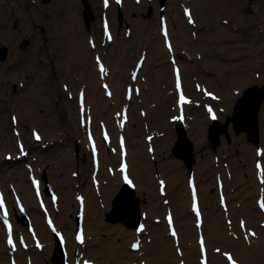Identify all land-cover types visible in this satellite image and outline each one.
I'll return each mask as SVG.
<instances>
[{
	"label": "bare ground",
	"instance_id": "6f19581e",
	"mask_svg": "<svg viewBox=\"0 0 264 264\" xmlns=\"http://www.w3.org/2000/svg\"><path fill=\"white\" fill-rule=\"evenodd\" d=\"M75 0H69L68 5L69 7L73 8L72 3ZM123 5H127L128 2L131 0H123ZM170 0V3H172ZM219 0L211 1L210 0H191L190 2H187L188 4L191 5L192 7V12L193 15L196 18V21L198 24H200L202 21L208 19L204 18L203 14L201 15V22L196 17L197 14V8L195 3H197V7L199 8L200 11H206V13H209L211 10H213V6L215 2H218ZM157 0H152L151 3H154L156 5ZM141 7H126V16L124 17H119V22H125L126 20L131 21L134 25L135 28L133 32L131 33L130 37L125 39V38H118L116 37L117 32L114 35V40L117 41V46L113 47L111 50H109L108 57L105 56L103 57L105 61L108 62L109 68H111V72L107 77V80L112 84L113 88V95L111 96L112 99L108 98L107 96L104 95V91L101 90L100 88V79H99V74L97 70H93V75L94 76H86L83 73L82 68H76L74 70V78L71 79V85L68 87L69 90H72L74 81L78 83L79 79H83L84 82H86V88H87V99H88V104L92 106V114L94 118V124L97 123L100 119H105L106 122L108 123L109 127L112 130L114 139H116V136L118 135V127L117 124L115 123V115L114 113L120 109L122 106L123 102V96L120 93V90L122 88V81L125 80L126 82V76L128 75V78L130 79V74H128L130 70V65L128 63L131 61L133 54H136V52H132L133 49L136 48V43L139 42V44H143L145 47H149V54L146 58L145 66H144V71L147 73L146 74V81L141 83V91L140 94L143 96L145 101L143 103L148 104L151 100L156 101L155 107H148V111L146 112L145 116H141L140 114H137L135 112L137 106H139V103L135 102L132 100L128 107L129 111V118L127 123L125 124V129L124 132L127 136V142L129 145V150H128V161L130 164L129 171L131 175H133L135 181H136V188L139 189V194L136 193L135 195L129 199L126 197H118L120 189L123 187L120 182L119 177L117 176H111L107 173L104 172L103 174V168L102 166L107 165L108 163L115 162L116 159L118 160V153L116 155L112 154L111 152L108 151V149L104 146L102 148L100 147V195H97V193L94 191V186L92 181L87 182L84 178H79L76 180V184L74 183L72 185L71 183V178L66 177V169H70V165L75 162H73L71 150L70 152L66 151L67 153H57L56 158L53 159V157H43L42 152L40 149L35 150V152L40 154L41 156L39 157V162L43 164L42 168L38 169L37 164H35V169L37 173L42 174L43 177L46 179L49 178V181L53 183V185L56 186L57 189L60 191V208L59 209H54L53 214L55 216V219L58 223V225L62 229H66L67 233H73L75 228L73 225V218L75 216V213L77 212L78 209V202L75 198L72 197L71 192L74 189H77L79 191L84 192L85 194V200H86V207H85V227H86V236L88 233L92 234V231L94 234V238L88 240V243H86L87 238L85 239V244L84 245H76L74 244V250L75 248L79 249L80 251L84 252V255H100L102 259L98 261V264H129L128 261H133L134 259H146V264H175L179 260V255L177 253H173L174 249V239L172 236L168 234V228L166 225H162V228L157 227L158 225H155L154 222L151 221L152 217H155V213H161L164 214L166 210V205H164L161 201L159 202L160 195L156 194L155 197H153V194L145 191H142V188H147V185L150 186V184L153 181V189L154 187L157 188V183L154 180L153 177L155 176V173H152V171H159L162 175L167 176L170 171L172 170H178V172L173 173V176L176 178H181L183 175V170L181 168L174 169L176 166H179L181 161H185L187 164V160L191 161L192 164H195L196 159H192V155L190 151L192 148L190 146H181L179 153L177 152L174 153L173 156L167 157L166 158V163L164 164L163 162L165 161H160V160H151L147 159V157L151 154L146 150L144 151V145H146L145 140L142 138V131L143 129L141 128L140 122L142 119H146L150 121L153 124V130H161V129H166V133L161 136H155L152 142L155 144V149L156 155L158 157H162L165 155L170 154V151L173 153L174 150L172 149L171 145L172 143L177 139V133L170 129V127L165 126L164 128H159L164 126L165 123V111L164 108L167 104V101L170 99H173V96H169V94L166 93L165 87H163V83H168L171 84L173 83V73H172V66L171 64H166L167 68L164 70L161 68V65L163 64V56L165 54V51L162 49H159V46L150 41L149 36H148V31L152 28L150 25L149 21L144 19V13L147 12L146 6H151V9L149 11L153 12L152 8L153 6L150 5L148 0H142L141 2ZM82 4V3H81ZM136 4V3H135ZM227 4L232 5V1L229 0ZM8 3L6 1H2L0 3V9L5 10L7 7ZM135 8V12L132 13V9ZM111 9H109L110 11ZM158 10V7L155 6V11ZM228 10V9H227ZM158 12V11H157ZM181 13V12H180ZM180 13L176 10L175 11H170L168 21H169V29H170V35L172 37V40L174 42H179L181 45H184V47L187 48L189 52H193V49L191 47V40L192 37H190L187 34L186 29L183 26L182 23V17ZM4 14V13H3ZM133 14V15H132ZM116 11L114 13V17H116ZM177 17V18H176ZM211 18V17H210ZM212 23L209 25V43L211 42H216L221 40V35H218V33L215 31V24L217 19L215 20L214 18H211ZM209 22V20H208ZM76 15H73V23L71 25H74L73 27V33L70 34H75V38H72L71 42L73 44V49L72 54L73 60H79L82 59L83 53L81 54L80 49L82 48L83 50H90V48H85V39L82 38V29L78 28L76 25ZM124 28V32H125ZM159 30V28H158ZM182 30H184V33H182ZM6 38V36H4ZM160 39V37L158 36ZM26 39V38H25ZM199 40V38H198ZM197 40V41H198ZM87 41V39H86ZM192 41H194L192 39ZM128 43L129 45L125 44ZM163 42V41H162ZM264 46V44H263ZM96 47H98V44H96ZM100 47V46H99ZM111 48V47H109ZM104 50V49H102ZM91 51V50H90ZM92 50L93 54L96 52ZM76 57V58H75ZM179 57L183 58V62H185V67L186 70L189 71L190 69L196 68V66H193L190 64V62L186 61V59L179 54ZM134 58V57H133ZM196 61V59L194 60ZM200 62L197 60L195 65H198ZM128 66H127V65ZM68 65V62H67ZM95 67V65H94ZM117 67L122 68L123 71V78L122 75L120 76L118 73H115L117 70ZM170 67V68H169ZM96 68V67H95ZM199 68V67H197ZM218 68V69H217ZM229 68V66H228ZM208 70L214 71L217 73V71H221L219 69V65L216 61H209L207 62V68L200 71L201 75L207 80V83L210 82V79L206 77L205 72ZM127 70V73L124 75V71ZM183 72V69H182ZM226 73H229L228 70L225 71ZM96 73V77H95ZM222 76H225V74L221 71ZM144 74V73H142ZM172 77V81L170 78ZM244 75L241 74V77L238 78V81L243 82L244 81ZM201 79V78H200ZM202 79V80H203ZM96 80V81H95ZM230 80L227 78L226 83L229 82ZM246 81V80H245ZM253 83H262L263 77L256 78L255 76L251 80ZM83 82V86L85 87V83ZM90 82V83H88ZM221 82V81H220ZM116 83V85H115ZM247 83L245 82V86H239V89H245L250 87V85H246ZM226 85V84H225ZM46 87V85H44ZM124 88L126 86V83L123 84ZM223 84H219L218 88L222 87ZM264 86V85H263ZM263 86H260L262 90L260 91L261 94H264V88ZM226 87H229L226 85ZM235 87V86H234ZM38 88L41 94H38L36 91V94L38 96H41L45 98L48 102H50V98L52 99V96L46 92L42 94L43 90L40 87L33 86V93L34 90ZM27 89L26 84L24 85V88H22L21 91L25 92ZM5 92L6 97H9L10 95ZM222 92V91H221ZM31 94V91L25 92V96L22 94L19 95V98L22 101H25L29 99L28 94ZM223 94V93H222ZM224 95V94H223ZM254 96V93H251L247 99L242 103V106H240L239 111L242 113V120L240 123L242 125H246L249 120H252L253 117V110L247 111L249 106H250V100L248 99L250 96ZM135 96V95H134ZM241 94L238 96L234 94H230L228 98H223L221 101H223L226 106H229L230 104H233ZM68 99V98H67ZM69 100V99H68ZM67 100V101H68ZM71 100V99H70ZM11 102V100H10ZM14 101H12V106H13ZM27 103V102H26ZM52 103V102H51ZM32 104V102H30ZM29 105V104H28ZM192 111L198 112L201 111V109H197L196 107H190ZM19 111V109L17 110ZM48 111H50L48 109ZM25 114L26 119L29 121L28 118L35 117L36 119H42L39 114L33 110H25L23 111ZM23 114V116H24ZM77 115L78 119L77 121L75 120L74 114L72 115V119L77 123L78 130H81V125H80V115L79 111L77 109ZM231 113L228 115L230 116ZM28 117V118H27ZM207 117V116H206ZM168 125H174L173 123L169 122V119L167 118ZM207 120L209 121L208 117ZM206 120H197L193 121L192 123L194 124V138L195 141L200 143V140L204 136H208L209 138H219L221 135L219 132L221 130H228V126L225 124H222V127L218 131H214V134H207V131L204 129ZM252 122V121H251ZM253 122H256V118L253 119ZM34 123V122H33ZM35 124L37 125H42L40 122H36ZM138 124V125H137ZM230 124V123H229ZM13 125V124H12ZM202 125V126H200ZM230 124V129H231ZM17 126L20 128L19 125V119H18V124ZM99 127V126H98ZM257 127V126H256ZM261 129L264 127V107L261 110ZM84 129V127H82ZM258 128V127H257ZM11 129V127H10ZM82 133H85V131ZM12 131V129H11ZM263 131V130H262ZM21 132V130H20ZM98 132H100V128L98 129ZM178 132V131H177ZM264 132V131H263ZM81 133V134H82ZM189 133V130H188ZM240 132H237V134ZM13 134V132H12ZM245 134V133H244ZM260 132L258 133V135ZM20 137H22V134H19ZM15 135L13 134V137ZM240 138L244 135H238ZM81 137V136H80ZM142 139L141 141H138ZM17 140V138H16ZM228 140V139H227ZM42 141H44V134L42 136ZM84 141L87 143L86 137H84ZM183 139L182 137H179L178 143H182ZM230 141V140H228ZM264 142V140H263ZM139 143V144H138ZM48 145L51 144V138L48 139ZM205 145V143H202L200 146ZM264 146V145H263ZM50 147V146H48ZM198 148V145L196 146ZM31 149V148H30ZM34 149V148H33ZM51 149V148H50ZM147 149V148H146ZM243 150V154H248L250 159L253 158V155L251 153L246 152ZM179 150V149H177ZM74 152V149L72 150ZM176 152V149H175ZM75 153V152H74ZM167 153V154H166ZM255 153V151H254ZM179 155H182L183 157H186L187 160H182ZM188 155V157H187ZM264 159V152L262 155ZM190 158V160H189ZM18 159L12 160V164L16 162ZM198 160V158H197ZM199 162V169H198V179H196L197 185H198V190H199V196L201 197V206H202V211L204 213V224H203V231L205 234L206 238V243L209 248L210 252V264H227L226 260L221 256V254H218L217 252L211 250V247H217L218 244L214 243H219L221 247L225 250H232L237 258H240L243 262V264H249V259L253 258L258 261V264H264V229L260 228L259 223L260 219L264 217V213H262L259 209H254V210H249L248 205H249V198L247 199V195L249 196L250 194H255L259 190V183L255 178H247V176L241 172V174L238 172L237 168L235 167L234 164H232V177H227L225 176L224 182H225V192L227 191L228 196V204L229 205V211L232 213V215L235 217V219L239 220V217L244 214L247 218V224L249 226H256L257 227V234L256 236H250L249 242L244 240V237H238L235 238L234 236H230V230L228 229V226L224 224V217L225 213L221 209V207L218 209H215L213 204H211V196L206 193L204 190V185L207 182L205 180L206 178H210V172L212 171L211 167V162L209 159L198 160ZM34 165V163H32ZM63 165L65 170L63 171V168L60 166ZM88 165V164H87ZM47 168L51 169V174L49 175L48 178H46L45 174L47 172ZM189 168L194 169V166L191 165ZM198 168V167H197ZM22 168L17 166V165H11L8 166L5 170H2L4 177H10V174L13 173V171H16L18 174H20L21 178H16L14 179V184L16 185L17 188L21 191L24 200L26 201L28 211L33 217V221L36 224V227L42 236L45 246L42 248V250L36 249L35 247H31L28 250L24 251L21 248L19 249V254L21 256V259L24 261L25 257L27 254H31L35 262H41V264H52L49 261V258L51 257V251H52V246H54V238L52 237L51 231L49 228L46 226L44 223V220L42 219V213L40 212V208H38L36 203L34 202V193L33 189L31 186V183L28 179V181L25 178V173L22 172ZM73 170V169H72ZM93 170V164H91V171ZM28 172V169H26ZM254 171L255 168H251L250 172ZM252 175V173H250ZM64 176V178H62ZM166 178V177H165ZM170 178V177H169ZM168 178L167 180V195L170 193L171 196V201L169 205L171 208L175 209L174 213L177 219V225L178 228L180 229V236H179V245L183 248V256L187 259L188 264H199V247L197 244V229L196 226H189L188 223L186 222V219L188 216H191V210L187 212L186 215V210L184 209V205L182 204H177V200L183 201L186 206L190 208V196H189V190L188 187L183 188V192L181 193H176L180 195L181 197L174 198L172 195V191H175L177 185L174 183V180H170ZM13 179V178H11ZM11 181V180H10ZM233 187V190L231 191L230 188ZM258 194V193H257ZM257 194H255L257 196ZM166 195V196H167ZM125 196V195H123ZM144 196L147 198L145 199ZM153 199H152V198ZM218 197V195H217ZM117 201L116 206H115V201L113 202V199ZM256 200V197H254ZM142 200V202L139 201ZM134 200L136 202H134ZM147 200V201H146ZM146 201V202H144ZM103 203V205H101ZM140 204L141 205V210H145L148 212V218H147V232L148 235L151 236L152 241L151 243H147V241H143L141 247L139 250H132L131 248H126V243L129 242L131 244L132 237H135V231H130L129 233L127 232V229H125L122 225V223L117 222L113 225V231L114 232H109V230H105L108 227L104 229L105 225V218L109 220L107 217L104 218V214L106 215L110 207H113V212L112 216H117L119 218H122L123 216H129L130 215V208L131 206H135V204ZM36 204V205H35ZM238 207L239 209H237ZM70 213L72 216L71 218L67 217L66 214ZM117 212H119L117 214ZM229 212V213H230ZM239 214L236 218L235 215ZM132 216V213H131ZM230 215H228L229 217ZM194 218V217H193ZM226 218V217H225ZM191 219V218H190ZM223 219V221H222ZM111 221V220H109ZM176 221V220H175ZM113 222V221H111ZM238 224V222H237ZM17 226H20L18 222H16ZM235 226V224H234ZM238 230H233L238 232V234H243V231L239 229L238 225ZM65 230V231H66ZM105 230V233L103 236H98V232ZM109 234L112 235V237H121L123 239V243L125 244V247L123 243L121 245L115 243L114 241L109 243L107 241V235L108 232ZM66 234V235H68ZM234 234V233H233ZM0 237L3 239L4 242V249L0 251V261H8L9 253H8V247L5 244V229L2 226L0 222ZM68 238V236H67ZM191 240L193 239V243L189 242L188 239ZM71 249L69 248L70 252H73V246H70ZM125 252V253H124ZM197 257V258H196ZM174 260V262H173ZM253 261V260H252ZM251 263V262H250Z\"/></svg>",
	"mask_w": 264,
	"mask_h": 264
},
{
	"label": "rangeland",
	"instance_id": "374dc122",
	"mask_svg": "<svg viewBox=\"0 0 264 264\" xmlns=\"http://www.w3.org/2000/svg\"><path fill=\"white\" fill-rule=\"evenodd\" d=\"M2 1H6L8 3L5 10L0 9V44H5L9 47V56L5 61L0 60V81L3 82L4 85V91L7 90L9 92L10 97L7 98L4 103L0 102V176L2 178V182L8 186V183L11 181L14 182V179L21 178L20 174H18L16 171H13L12 174H10V177H4L2 170H5L8 168V166L11 165H17L21 167L22 172L25 173V178L28 181L27 177V166L26 162L34 163L39 165L38 169L42 168L43 164L39 162V157L41 156L39 153L37 154L35 150L40 149L42 152L43 157H53L56 158L57 153H67L66 151L70 152V149H74V152L71 150L73 162L75 164L70 165V169L67 168L66 170V177L71 178L72 185L75 183L76 180L79 178H84L87 182H90V170H91V161H90V153L89 149L87 147V144L84 143V133L82 136V128L81 130H78L77 123L72 119V115L74 114L75 120L77 121V110H76V102L74 100H70L68 96L65 94V91L62 88V82H67L69 85L71 84V79L74 78V70L76 68H82L83 73L86 76H94L93 70H95L94 62L92 61V50H83L80 49L81 54L83 53L82 59L79 60H73L74 54H72L73 44L71 42L72 38H75V34L73 33V27L74 25H71L73 23V15H76V25L78 28L82 29V38L85 39V48H89L88 43L86 41L87 36L89 34H93L97 40L101 41V28H100V0H89L91 5V11L94 14V19L90 20L89 22V28H87L83 22V15H82V2L81 0H75L72 5L73 8L69 7L68 2L69 0H0V3ZM202 1V0H201ZM215 1V0H210ZM229 0H219L218 2L214 3L213 10H211L209 13H206V11H200L197 7V3H195L197 8V15L198 19L201 22V15L203 14L204 18H208L204 21H202L198 28H196V33L199 36V40L192 41L190 38L192 44L191 47L193 49V53L195 51L200 50L201 52H196V55L199 53L202 58H196L195 56L193 58H185L186 61L190 62L193 66H196L194 69H190L189 71L186 70L185 62L182 60V67L184 69L185 78L187 86L188 84H192L191 74L192 73H200V71L207 68V62L216 61L219 65V69L225 74V76H222L221 71H210L207 69L205 72L206 77L210 79V85H212L214 88L218 87V85L221 83L223 84L222 90H225V93L229 96V92H232V89L235 87L243 86L245 84V80L247 79V84L251 83L252 78L255 76L254 71H257L260 73V77L263 81L262 83H259V87L264 85V40H263V34L258 31V26H262L264 28V0H231L232 5L227 4ZM159 3V1H158ZM172 3L174 4V9L172 11L176 10L180 13L179 3L176 0H173ZM132 7V3L128 2L127 7ZM153 6V12L149 11L151 9V6H146L147 12L144 13V19L148 20L152 28L148 31V35L150 41L156 43L159 46V49L163 48L162 45V39H159L158 36V18H159V10L155 11L156 5L152 4ZM120 10H125V7H120ZM228 9V10H227ZM135 11V8H133ZM116 11V17H114V13ZM158 11V12H157ZM170 11V10H169ZM4 13V14H3ZM132 13H134L132 11ZM109 15L112 18V21L114 23L115 31L117 32L116 37L118 38H128L126 36V30L124 32V27L126 22H119V17H121L117 11V8L114 6L111 8ZM133 15V14H132ZM124 17V16H123ZM214 18L216 21L215 24V31L218 33V35H221V40L216 42L209 43V25L212 23L211 18ZM177 18V17H176ZM223 18H229V23L226 24L222 21ZM19 21V25L15 28L13 27V24L15 20ZM182 23L184 28L187 31V34L191 37L194 35L192 34L191 30L188 29V26L185 23V20L183 18ZM209 20V22H208ZM128 21V20H127ZM129 22V21H128ZM87 24V23H86ZM213 24V23H212ZM133 30L135 28V25L132 23ZM182 33H184V30H182ZM26 35L29 36L31 42L29 47L27 48V51L24 49H20L18 46V43L23 40V38L26 37ZM6 36V38L4 37ZM125 44L129 45L125 42ZM117 41H113V45L111 46L110 50L113 47H116ZM177 50L185 51V49H181L183 45H181L179 42H175ZM103 46V45H102ZM143 48V44H139V42L136 43V48L132 50V52L139 53L141 52V49ZM164 50V49H162ZM99 51L101 49L99 48ZM220 51V52H219ZM106 56H108L109 49H105ZM135 54H133V57ZM132 57L131 61L128 63V65H132L134 62V58ZM184 57V56H183ZM76 58V57H75ZM194 58H196V61L198 60L200 63L198 65H195L196 61H194ZM68 62V65H67ZM168 64L166 56L164 54L163 56V64L161 65V68L166 70ZM127 65V64H126ZM127 65V66H128ZM229 66V68H228ZM199 67V68H197ZM119 68V67H117ZM170 68V67H169ZM122 70V68H119ZM197 72H196V71ZM228 70L229 73H226L225 71ZM39 72H43L45 76H40ZM123 73V71H122ZM125 73V72H124ZM241 74L244 75V81L239 82L238 78L241 77ZM22 75L25 78L27 91H31V94L27 93L29 96V99L25 102H20L19 105V115H20V126L22 128V134L25 141H27L28 145L30 146V155H28L27 158L24 160H17L12 164V160L6 161L5 158V152L10 151L15 156L17 152L16 143L14 141L12 132H11V122H10V113L12 112L11 104L10 106H6L7 103H10V100L14 98H19V95L22 94L25 96V92L21 91L22 88L18 86L17 88V79L18 76ZM96 77V73H95ZM205 78V77H204ZM229 79L230 81L226 83V79ZM259 78V77H256ZM221 80L225 82H220ZM96 81V80H95ZM83 79H79L78 83L74 81L73 84V91L76 92L77 88L83 85ZM85 87H86V82ZM90 83V82H88ZM209 83V82H208ZM229 87H226V85ZM253 84V82H252ZM258 84V83H257ZM46 85V87L44 86ZM164 87L167 86V83H163ZM14 86H16V90H14ZM33 86H37L42 88L43 92L42 94L48 92L52 99L50 98V102H48L45 98L41 96H38V94H41L39 89L36 88L33 93ZM245 86V85H244ZM167 91L166 93H169L170 86L166 87ZM264 88V86H263ZM123 88H121L122 90ZM87 90V88H86ZM120 90V93H121ZM36 91L38 94H36ZM69 100H68V99ZM139 98H142L140 96ZM68 100V101H67ZM32 102V104H30ZM52 102V103H51ZM150 103H156V101H150ZM29 104V105H28ZM223 104V103H222ZM224 107L232 110V105L230 104L228 107L226 104H223ZM264 107V97H262L260 101V107L257 108V114H258V121H259V140L258 143H263L264 140V127L261 129V110ZM33 109L35 110L39 116L42 117V119H36L35 117L28 118L29 121L26 119L25 114L23 111ZM48 109L50 111H48ZM170 109V102H167L166 107L164 108L165 112V118L167 115V112ZM136 113H138V108L135 110ZM232 113V111H231ZM24 114V116H23ZM18 115V117H19ZM199 117V116H198ZM204 116L200 115V119L203 120ZM224 123L226 122L225 119H222ZM32 122H40L42 125H37ZM147 122V121H145ZM166 123V120H165ZM231 124V123H230ZM230 124L228 125V132L230 133V141H227L225 134L222 132L219 136L220 143L215 145L216 143H213V140L209 139L207 136H204L200 143L195 141L194 138V128L191 127V132L189 133V137L192 139L194 152H195V172L196 175H198V169H199V162L198 160H205L209 159L211 162L212 171L209 173L210 178L205 179L207 182L205 183L204 190L211 196V204L217 209L219 207L217 196H216V189H215V175L216 172H222L226 174V171L230 170L232 171V164H234L235 167H238L237 170L241 174L243 173L247 176V178H254V174H250V168L252 167V162L254 156V148H255V142L254 140H250L248 136L246 137V134L244 132L236 133L232 127L230 129ZM138 125V124H137ZM141 125V122H140ZM37 126L40 127L45 136V140L51 138V144L47 145L46 147H41V142L36 143L33 141L31 137V127ZM202 126V125H200ZM207 127V123H206ZM263 130V131H262ZM144 135V133L142 132ZM142 135V137H143ZM238 135H244L240 138ZM81 136V137H80ZM44 140V141H45ZM138 141H141L139 139ZM226 142V143H225ZM202 143H205V145L200 146ZM139 144V143H138ZM198 145V148L196 147ZM50 146V147H48ZM172 147V146H171ZM34 148V149H33ZM51 148V149H50ZM246 152L251 153L253 155V158L250 159L248 154H243V150ZM146 150V146L144 147V151ZM174 153L170 151V156H173ZM214 155V156H213ZM215 156H219V159L214 158ZM198 158V160H197ZM165 158H161V162L165 161ZM164 164L166 163L163 162ZM215 163V164H214ZM88 164V165H87ZM63 168V171L65 170L63 165H60ZM106 166V165H105ZM103 166V174L104 172L107 173V169ZM198 167V168H197ZM181 168L183 170V175L181 178H176L173 176V173L178 172V170H172L168 174V178L174 180V183L177 185L175 191H172V195L176 200L177 198L181 197L180 195L176 194L183 192V188H186V174H187V165L181 161L179 166H176L174 169ZM72 169L76 171L77 175L74 176L72 174ZM219 170V171H218ZM51 174V169L47 168L46 175L49 177ZM13 178V179H11ZM64 178V176H62ZM230 178V177H229ZM154 184H155V178L153 177ZM50 183V181L48 180ZM52 187H56L53 185V183H50ZM230 190H233V187L230 188ZM77 189H74L71 192L72 197L74 198L75 193ZM95 191V190H94ZM142 191H148L153 194V197L156 196V189L154 187L153 189V181L149 185H147V188H142ZM136 192L139 194V189L136 190ZM97 193V192H96ZM182 194V193H181ZM256 194V193H255ZM255 194L247 195V199L249 198V210H254L255 205ZM97 195H100V193H97ZM140 195V194H139ZM170 195V194H169ZM146 199L147 197L144 196ZM152 198V197H151ZM161 198V197H160ZM160 198L158 199L160 202ZM171 198V197H170ZM153 199V198H152ZM140 202L142 200L139 199ZM147 201V200H146ZM144 201V202H146ZM34 202L36 203V200L34 198ZM177 204L184 205V209L186 210V215L188 212V206L181 202V200H177ZM36 205V204H35ZM103 205V203H101ZM139 205V209H141V205ZM37 206V205H36ZM38 207V206H37ZM60 207V206H59ZM239 209L238 207H236ZM111 209V207H110ZM140 213V210H139ZM66 216L71 218L72 216L68 212ZM230 216L233 217V215L230 214ZM107 217L104 214V218ZM43 219V217H42ZM105 225L104 229L108 227L105 230H109V232H114L113 225L117 222L122 223L123 227L127 229V232L133 230V226H127L121 221L117 222H111L105 218ZM223 221V219H222ZM186 222L189 226H193V218L186 219ZM155 225H158L157 227L162 228L161 223L154 222ZM73 225H75V220L73 218ZM105 230H102L98 232V236H103L105 233ZM108 232V231H107ZM107 235V241L109 243L115 242L119 245H121L124 241L121 237H112L111 234ZM94 234L92 231V234H88V240L94 238ZM72 232L68 234L69 237V244L74 246ZM133 238V237H132ZM88 240L86 243H88ZM143 241H147V243H151V237L149 235H143ZM188 241L193 243V239H188ZM218 244L219 243H214ZM124 247L125 244L123 243ZM129 242L126 243V248L128 249ZM4 249V242L3 239L0 237V251ZM55 249L52 246L51 251V257L49 258V261L52 264H59L56 261L52 260V255ZM125 253V252H124ZM173 253H175V247L173 249ZM89 257L96 260L97 264L98 261L102 259L100 255H88ZM255 260L252 264H258V261L256 259H249ZM129 264L131 261H126ZM174 262V260H173ZM40 264V262L38 261Z\"/></svg>",
	"mask_w": 264,
	"mask_h": 264
},
{
	"label": "snow or ice",
	"instance_id": "6c2138e0",
	"mask_svg": "<svg viewBox=\"0 0 264 264\" xmlns=\"http://www.w3.org/2000/svg\"><path fill=\"white\" fill-rule=\"evenodd\" d=\"M116 2L117 3H121V0H116ZM107 6H108V0H105V7H107ZM185 14L188 16L189 22L190 23L193 22L192 19H191L190 10L185 9ZM105 27L107 28V24H106ZM165 35H167L166 32H165ZM169 47H170V45H169ZM101 71L102 72L106 71L103 68V66H101ZM176 77H177L176 86L179 89L181 87V84H180V76H179V69L176 70ZM105 87H107V85H105ZM197 87H199V86H197ZM208 95H212V94L211 93H208ZM180 102H181V104L187 102L186 99H185V97H184V95L182 93H181V96H180ZM208 110H209L210 113H212V119H215L216 116H215V113L212 112V109L209 108ZM81 111L83 113V94H81ZM117 115H120V114L118 113ZM13 119L15 120V118H13ZM125 119H126V117H125ZM82 123H83V120H82ZM120 127L121 128L124 127L123 122H121ZM104 136H105V139L107 140V138H108L107 132L104 133ZM36 139L37 140L40 139V136L38 134L36 135ZM149 139H151V137H149ZM89 140L92 141V134H91V132H89ZM120 144H121V148L123 149V147H124V138L123 137H121V139H120ZM93 151L95 152V144H94V142H93ZM126 167H127L126 164L125 165H122L121 170L122 171L126 170ZM258 167H259V165H258ZM125 180H128L127 175H125ZM128 182L131 183V181H128ZM161 184H163V181H161ZM53 199L55 200V197H53ZM195 199H196L195 189H193V200H194L193 208L196 211L197 216L199 217V209H198V207H197V205L195 203ZM261 207L264 208V201L261 202ZM0 210H2V217H0V218L3 219V223L7 226V231H8L7 243L9 245H13L14 246V241H13V237H12V226H11V224H9V221H8L9 213H8L7 207L5 205L4 195L2 193H0ZM21 211H23V208L22 207H21ZM168 220H169V223L171 224L172 223V217H171V215H169ZM48 222L51 225L52 221L49 220ZM141 227H143V226H141ZM241 227L242 228L245 227L243 221H241ZM53 231H55V228H53ZM172 234H173V236H175L176 235L175 231H173ZM249 234L252 235V236H255V233L254 232H249ZM77 239L81 243H83V239L84 238H83V235L82 234L81 235H78L77 236ZM245 239H247V236L245 237ZM21 243H23V240L22 239H21ZM200 243H201V247H202V250H203V245H204L203 238H201ZM37 246L39 247L40 245L37 244ZM138 247H139V243L138 242L135 243V244H133V248H138ZM217 251H219V249ZM227 255H228L229 261H231V264H237V262L233 259V257L230 254H227ZM85 264H88V262H85Z\"/></svg>",
	"mask_w": 264,
	"mask_h": 264
},
{
	"label": "water",
	"instance_id": "95a60500",
	"mask_svg": "<svg viewBox=\"0 0 264 264\" xmlns=\"http://www.w3.org/2000/svg\"><path fill=\"white\" fill-rule=\"evenodd\" d=\"M83 2H84V5H85V10H84L85 17L87 18L88 15H91V10H90L89 5L86 3V0H84ZM23 45H24V44H23ZM5 55H6V46H3V47L1 48L0 57H1V58H4ZM251 89H252V88H251ZM253 89H256V87H255V88L253 87ZM253 89H252V90H253ZM237 107H238V105H237ZM237 107H236V109H237ZM236 112H237V110H236ZM235 115H236V113H235ZM249 131H250V130H249ZM250 132H251V131H250Z\"/></svg>",
	"mask_w": 264,
	"mask_h": 264
}]
</instances>
